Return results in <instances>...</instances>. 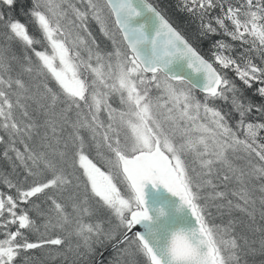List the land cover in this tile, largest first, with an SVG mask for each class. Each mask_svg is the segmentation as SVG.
<instances>
[{"label":"snow or ice","instance_id":"snow-or-ice-1","mask_svg":"<svg viewBox=\"0 0 264 264\" xmlns=\"http://www.w3.org/2000/svg\"><path fill=\"white\" fill-rule=\"evenodd\" d=\"M0 264H264V0H0Z\"/></svg>","mask_w":264,"mask_h":264},{"label":"trees","instance_id":"trees-1","mask_svg":"<svg viewBox=\"0 0 264 264\" xmlns=\"http://www.w3.org/2000/svg\"><path fill=\"white\" fill-rule=\"evenodd\" d=\"M166 3H175L176 0H165Z\"/></svg>","mask_w":264,"mask_h":264}]
</instances>
